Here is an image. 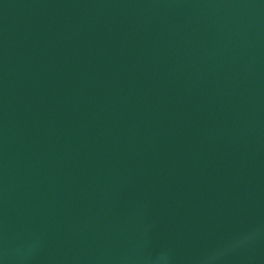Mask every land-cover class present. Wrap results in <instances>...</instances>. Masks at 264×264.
I'll use <instances>...</instances> for the list:
<instances>
[{
	"label": "water",
	"instance_id": "95a60500",
	"mask_svg": "<svg viewBox=\"0 0 264 264\" xmlns=\"http://www.w3.org/2000/svg\"><path fill=\"white\" fill-rule=\"evenodd\" d=\"M0 264H264V0H0Z\"/></svg>",
	"mask_w": 264,
	"mask_h": 264
}]
</instances>
